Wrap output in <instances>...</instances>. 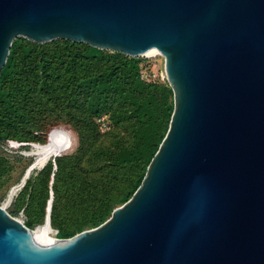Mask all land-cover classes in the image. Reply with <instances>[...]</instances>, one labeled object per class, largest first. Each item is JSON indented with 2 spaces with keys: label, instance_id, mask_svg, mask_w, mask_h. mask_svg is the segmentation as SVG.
<instances>
[{
  "label": "water",
  "instance_id": "1",
  "mask_svg": "<svg viewBox=\"0 0 264 264\" xmlns=\"http://www.w3.org/2000/svg\"><path fill=\"white\" fill-rule=\"evenodd\" d=\"M18 36L156 48L175 107L98 226L45 239L0 205V264H264V0H0V71Z\"/></svg>",
  "mask_w": 264,
  "mask_h": 264
},
{
  "label": "trees",
  "instance_id": "2",
  "mask_svg": "<svg viewBox=\"0 0 264 264\" xmlns=\"http://www.w3.org/2000/svg\"><path fill=\"white\" fill-rule=\"evenodd\" d=\"M140 62L139 56L84 41L14 38L0 71V141L45 145L54 127L62 125L77 134L75 149L55 156L51 186L54 157L39 172L45 185L42 209H34V194L26 192L34 171L19 193L18 207L26 203L29 214L26 225L48 221L52 189L51 225L57 236H73L104 222L142 183L175 102L170 83L143 78ZM103 114L112 127L105 132L98 121ZM115 128L125 131L118 142L98 145L102 133Z\"/></svg>",
  "mask_w": 264,
  "mask_h": 264
},
{
  "label": "rangeland",
  "instance_id": "3",
  "mask_svg": "<svg viewBox=\"0 0 264 264\" xmlns=\"http://www.w3.org/2000/svg\"><path fill=\"white\" fill-rule=\"evenodd\" d=\"M139 57L141 58L140 66H141V73H142L143 78L147 80H161V81L167 80L166 72H165V56L161 52L154 53V54H142V55H139ZM110 127L108 129L103 130L102 132L110 130L112 128ZM57 128H60V129L62 128L63 130L70 133L71 136L73 137V142H72L71 147L61 154L71 153L77 145V134L75 130L69 125L58 126L54 129H57ZM124 134H125V131L119 128H115L110 133H102L98 141V145L105 146L109 144H115L118 142L117 135L122 136ZM20 142H24V141L11 140V139L4 141V142L0 141V157L5 159L4 160L5 162H0V168H1L0 170V205H2L3 202L5 201V198L7 196L6 193H8L9 187H11V185L20 181L23 172L26 170L29 163L33 161L34 159V155L30 154V150L33 147L34 143L22 144ZM25 146H28V147L26 148ZM42 169H36L34 171V176L36 177L33 180V183L30 184L29 187L26 188V192H32L34 194V203L36 204L34 205V209L37 208L39 210H41L43 207L44 195H45V185H44V180H43L44 174H42L41 177H39V172L42 171ZM51 178H52V174H51ZM18 195L19 193H17V195L15 196L16 199L15 198L13 199V201L7 207L6 210L12 216L23 219L25 223V221L28 219L29 214L25 209L26 203H24L21 207H18V200H19ZM53 199H54V196H53ZM47 211H49L48 201L46 205V214H47ZM41 226L48 227L47 230L43 232V234L47 236H51V237L57 236L56 235L57 229H54L53 226L48 221L46 223L43 222V223L37 224L35 227H33V230L38 231L39 227Z\"/></svg>",
  "mask_w": 264,
  "mask_h": 264
},
{
  "label": "bare ground",
  "instance_id": "4",
  "mask_svg": "<svg viewBox=\"0 0 264 264\" xmlns=\"http://www.w3.org/2000/svg\"><path fill=\"white\" fill-rule=\"evenodd\" d=\"M154 53H160V52L156 48H153L146 52V54H154ZM72 142H73V137L71 136L70 133L63 130L62 128L61 129L57 128L51 132L48 143H46L45 145L33 144V147L30 150V154L34 155V159L32 163L29 165L30 167L29 166L27 167L24 175L22 176L19 182L9 187L8 193H6L7 196L5 198V201L3 202L1 206L7 209V207L11 204V202L13 201L17 193H20L19 191H21L23 186L27 183V180L31 176L33 171H35L36 169L44 168V166L48 163L50 159H52L56 155L63 153L68 148H70L72 145ZM50 204L52 205V201H50ZM16 218L24 222L23 219L19 217H16ZM47 228L48 227H45V226L39 227L38 231H40L41 233L36 230H33V229L32 230L36 236H39L45 239L54 238V237L43 234V232L46 231Z\"/></svg>",
  "mask_w": 264,
  "mask_h": 264
},
{
  "label": "built area",
  "instance_id": "5",
  "mask_svg": "<svg viewBox=\"0 0 264 264\" xmlns=\"http://www.w3.org/2000/svg\"><path fill=\"white\" fill-rule=\"evenodd\" d=\"M98 121L100 123L102 130L108 129L110 127V123H109L110 120H109L107 114H103V115L99 116Z\"/></svg>",
  "mask_w": 264,
  "mask_h": 264
}]
</instances>
